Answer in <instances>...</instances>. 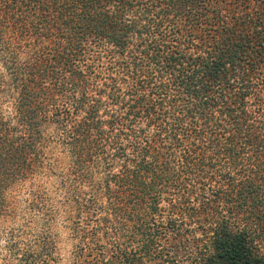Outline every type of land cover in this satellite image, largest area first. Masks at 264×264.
I'll return each mask as SVG.
<instances>
[{
    "label": "trees",
    "instance_id": "trees-1",
    "mask_svg": "<svg viewBox=\"0 0 264 264\" xmlns=\"http://www.w3.org/2000/svg\"><path fill=\"white\" fill-rule=\"evenodd\" d=\"M58 219L68 264H264V0H0V264Z\"/></svg>",
    "mask_w": 264,
    "mask_h": 264
},
{
    "label": "rangeland",
    "instance_id": "rangeland-1",
    "mask_svg": "<svg viewBox=\"0 0 264 264\" xmlns=\"http://www.w3.org/2000/svg\"><path fill=\"white\" fill-rule=\"evenodd\" d=\"M25 193L23 190L19 191H12L9 194V197H15L18 200L24 198ZM24 206L20 205L18 210V221L17 224L20 223H27L28 214L23 209ZM55 243H56V256L60 260V264H68V260L70 257V253L73 249V245L75 241L69 236L68 231L64 229L63 225L61 224L60 219L57 220L55 224Z\"/></svg>",
    "mask_w": 264,
    "mask_h": 264
}]
</instances>
